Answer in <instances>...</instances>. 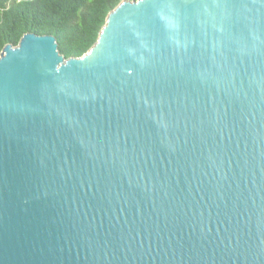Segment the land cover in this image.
Returning a JSON list of instances; mask_svg holds the SVG:
<instances>
[{
    "label": "water",
    "instance_id": "water-1",
    "mask_svg": "<svg viewBox=\"0 0 264 264\" xmlns=\"http://www.w3.org/2000/svg\"><path fill=\"white\" fill-rule=\"evenodd\" d=\"M0 264H264V0H125L78 58L5 45Z\"/></svg>",
    "mask_w": 264,
    "mask_h": 264
},
{
    "label": "trees",
    "instance_id": "trees-1",
    "mask_svg": "<svg viewBox=\"0 0 264 264\" xmlns=\"http://www.w3.org/2000/svg\"><path fill=\"white\" fill-rule=\"evenodd\" d=\"M125 0H0V54L26 33L50 34L66 58L95 45L109 13ZM135 1V0H131Z\"/></svg>",
    "mask_w": 264,
    "mask_h": 264
}]
</instances>
